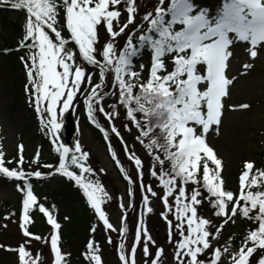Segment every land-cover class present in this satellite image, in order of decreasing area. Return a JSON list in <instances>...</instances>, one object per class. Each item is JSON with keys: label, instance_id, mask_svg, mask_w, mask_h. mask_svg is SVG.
<instances>
[{"label": "snow or ice", "instance_id": "obj_1", "mask_svg": "<svg viewBox=\"0 0 264 264\" xmlns=\"http://www.w3.org/2000/svg\"><path fill=\"white\" fill-rule=\"evenodd\" d=\"M7 2L12 9L26 12L23 35L18 43V47L28 50L26 56L20 57L29 82L25 91L30 92L31 104L52 143L57 141L60 117L73 106L77 94L84 91L82 86L87 84L83 101L87 115L104 132L105 139L108 133L96 122L97 114L109 122L111 132L121 142L123 137L114 123L115 118H121L122 126L130 133L132 126L136 129L132 133L134 142L149 156V174L157 180L163 194L151 184H144V161L126 144L123 152L135 168L136 178L124 169L114 151L112 157L129 184H137L142 190L141 201L147 214L154 211L150 197L164 205L165 211L160 215L169 228L168 240L174 245L176 264H220L222 255L229 253L227 246L221 249L212 243L213 238H220L223 224L213 232L212 220L198 214V206L205 199L216 209V216L235 217L239 211L244 218L258 224L244 237L239 250L230 253V264H264V191L252 190L264 186V171L250 175L254 165L246 162V171L239 180V193L225 190L222 161L208 140L210 131H219L224 108L222 98L232 83L225 74L227 61L233 55L230 49L246 42L250 45L251 57L255 58L257 46H264V0H220L215 13L198 8L194 0H157L153 10L145 12L139 20L137 0ZM61 9L68 37L62 35L58 25ZM121 9L127 13L124 18ZM101 28L108 37L102 44ZM146 51L151 54V67L144 82L142 71L138 72L136 67ZM169 58L171 70L167 64ZM89 66L94 71L89 72ZM94 76H98L95 83ZM109 93L113 99L106 108L104 102ZM55 150L59 153L55 171L82 190L104 229L118 231L122 237L118 245L121 264H137L138 248L145 257L143 264H159L164 249L156 245L148 232L144 212L129 249L127 216L122 217L125 223L118 230L110 222L103 208L110 197L100 181L90 178L94 170L87 165L89 153L79 143L74 148L59 144ZM23 160L21 154L17 162L20 167L9 169L4 166L0 152V173L23 181L22 186L17 185L23 193L20 226L25 237L39 241L41 237L29 232L25 225L30 221V210L38 204L30 177L39 179L42 173L25 171ZM72 166L80 174L70 170ZM189 185L193 187L189 189ZM128 195L134 199L135 191L129 188ZM130 206L136 207L135 203ZM120 207L125 206L121 203ZM39 211L47 217L53 230L50 251L54 264H67L68 254L59 246L61 224L43 204H39ZM169 215L174 216V226ZM173 227L179 237L175 241ZM91 231H96L95 226ZM108 242L112 243L111 236ZM150 246H156L155 253L150 251ZM86 247V258L92 264H103L95 242L90 240ZM17 252L19 264H39L40 253L33 257L25 244Z\"/></svg>", "mask_w": 264, "mask_h": 264}, {"label": "rangeland", "instance_id": "obj_2", "mask_svg": "<svg viewBox=\"0 0 264 264\" xmlns=\"http://www.w3.org/2000/svg\"><path fill=\"white\" fill-rule=\"evenodd\" d=\"M156 3L157 0H137L139 12L137 20L145 12L152 11ZM121 11L122 18L126 17V11L124 9H121ZM25 19L26 12L23 10H15L11 7L0 9V46L8 42L13 47H17L23 35ZM16 23L21 25L19 31L15 29L17 27ZM106 39H108L107 33L101 28L100 43H104ZM119 39L120 43H123V39ZM249 48L250 45L248 43L242 42L230 49L233 55L227 61L225 74L227 78L232 80V83L227 87V95L222 98L224 104L222 122L219 125L218 132L212 130L208 134L210 146L214 148L218 158L225 164L222 170V179L225 184L223 187L225 189L239 187L240 176L246 171V162H252L254 165L250 175L254 172V168L258 165L259 153L264 146V46H257L255 50L258 54L255 58L251 57ZM76 51L78 52V49ZM16 52L18 55L13 58L12 62L8 61L7 56L0 55V152L3 153V161L8 157H12L18 150L22 153H31L36 157L37 153L39 154L40 138L35 137L41 132H43V137L46 136L45 139L47 142L54 147V150L59 144L74 148L75 144L79 143L82 150L89 153L87 165L94 170L92 174L93 179L101 182L110 197L103 205L110 222L118 230L125 223L122 217L127 216L129 233L126 244L130 249L134 239L135 229L141 219V212H138L137 209V212L130 215L133 210H128V208L131 207V204H136L139 197L135 196L134 199H130L127 184L123 180L125 176L113 159L112 152L114 151L116 153L124 169L131 173L133 178H136V170L127 169L124 165L126 156L124 154V157L121 153L125 144L136 155L139 156L143 153L144 149L139 143L134 142L132 133L136 131L135 127L132 126L134 129L130 133L122 126V119L115 118L114 123L119 128L120 134L123 137V142H121L111 132L109 122L100 115L110 133L108 138L105 139L107 142L102 143L93 134L92 130L79 120L81 106L84 105L86 109L83 101L88 86L85 84L82 86L84 91L77 94L73 106L60 117L61 128L57 133L56 144H53L46 133V129L40 124V118H38L34 106L31 104L30 92L25 91V86L29 82L26 79L24 64L20 60V57L26 55L22 54L21 50H16ZM146 64L145 53H143L142 59L137 61L136 70L138 72L142 71L141 65L144 66ZM88 71L92 72L93 69L89 66ZM142 80L144 82L146 81V77L143 75ZM104 103L106 108H108L111 99H106ZM243 105H247L248 107H242ZM120 113L121 117H123L122 109H120ZM86 117L91 122L87 112ZM97 118L98 116H96ZM103 137L105 138V135ZM20 145L23 146L22 149ZM55 153L59 157V153L56 150ZM262 165L264 167V160L262 161ZM43 178V182H33V191L35 194L39 191L38 187L40 184H44L45 182L48 185H53L58 179L54 175ZM14 183L13 178H8L0 174V207L8 200L15 199L17 188ZM153 188L156 190L155 185ZM156 191L161 195L163 193L160 190ZM139 193V201L142 203V190L140 188ZM121 198L123 199L121 200ZM150 199L151 206L154 209L153 213L147 214L143 205L141 208L145 211L143 220L148 232L155 240L156 245L164 249L163 254L159 258V264H169L170 262L176 264L172 256L174 245L169 243L168 240V225L164 219L162 220L159 217V211L163 212L165 210L164 205L155 197H150ZM121 203L125 206L124 208L120 207ZM22 212V208L18 210L12 207L6 218L3 221L0 220V259H3L2 261L5 262L7 261L8 264H19L17 250L21 244H25L33 254V257L37 253H40L39 264H54V256L50 251V238L53 231L51 225L48 224L39 241L32 237H25L23 229L20 226ZM95 219L99 223L103 238L105 241L107 240L104 248L98 249V254L101 256L103 264H121L118 245L122 237L118 231H111L109 232V236H111L112 243H109L108 230L103 228L102 223L98 221L97 217ZM173 224L175 225L174 221ZM174 231L175 228L173 227V241L177 239ZM228 234L229 231H226L221 237V240L216 241L217 247L222 248V245L228 238ZM59 235V246L63 253L68 254L65 257L67 264H74L70 259L73 253V247L77 249L78 239L74 238L72 240V247L65 245L60 233ZM156 250V246H150L152 253H155ZM136 260L137 264H143L145 260L139 248L137 249ZM226 262L225 258L222 257L220 263L227 264L228 262Z\"/></svg>", "mask_w": 264, "mask_h": 264}, {"label": "trees", "instance_id": "obj_3", "mask_svg": "<svg viewBox=\"0 0 264 264\" xmlns=\"http://www.w3.org/2000/svg\"><path fill=\"white\" fill-rule=\"evenodd\" d=\"M194 3L200 9H207L215 13L217 6L220 3V0H194ZM9 7L10 5L7 2V0H0V9L9 8ZM58 25L62 29V35H64L65 37H68L69 34L67 32L66 27H64L63 9L60 10V16L58 17ZM16 26H17L15 27L16 31H19L21 29L20 24L16 23ZM51 35H53L54 37V34H51ZM69 46L75 48L74 44H70ZM16 50H21L22 54H27V51H28L26 48L18 47V45L17 47H13L12 45H10V43L5 42L4 45L0 46V55L3 54L7 56L8 61L12 62L13 58L16 55H18ZM77 55H78V52H77ZM145 57L147 59V64L144 65L142 69V75L146 77V81H147L149 77L150 67H151V54L146 51ZM167 64L169 66V70H171L172 63H171L170 58L167 60ZM12 66H14V64H12ZM97 81H98V76H94L93 83ZM108 98L111 100L113 99L111 96V93L108 96ZM86 110L87 109H85L84 105H82L80 112H79V120L83 122L85 125H87L92 130L93 134H95V136L102 143H106L107 141L103 137L104 132H101L100 129L96 127L95 123L88 121L86 117V112H87ZM122 112H123V109H122ZM97 116L98 118L96 119V122L99 123L107 131L108 135H110V133L108 132V128L105 125V122L100 116V114H97ZM132 129H134V127ZM45 137L46 136L43 137V132L39 133L35 137V138H40L38 158L37 156L36 157L33 156L31 153H27V152L22 153L20 152V150H18L14 153L12 157H8L4 159V166L8 167L9 169L18 168L20 167V165L17 162L20 160V156L22 154L24 158L22 166L25 171L30 172L34 170H39L42 173V178L37 179L34 177H30V181L32 184L33 182H43V179H44L43 177H48V176H53V175L58 177V179L53 185L52 184L48 185L45 182L44 184L39 185L38 187L39 191L36 192L35 194L38 197V204L37 206H35L33 209L30 210V221L29 223L25 225V227L28 229L29 232L33 233L34 235H39L41 237L44 234V231L48 227V222H47V217L39 211V204H43L46 208H48L52 212L54 218H56L58 222L61 224V228H60L61 238L63 242L65 243V245L73 247L72 240L74 238L78 239L79 241L77 245V249L73 247V253L70 259L71 262H73L74 264H92V262L89 259H87L85 255L87 252L86 246L88 242L90 240L94 241L95 244L99 246L98 249H101V248H104V244L107 242V240L105 241V239L103 238V234L99 226V223L95 219L96 217L94 215V211L87 204L86 198L84 197L82 190L79 189V187L75 184L74 181L68 179L67 177H64L61 173H57L55 171V169L58 167V154L56 155L54 147H52L50 143L47 142ZM121 153L124 156L123 150ZM145 153L146 151L144 149L143 153L139 155V157H141L144 161V183L146 185L151 184L153 187L155 185L156 190H160L163 192L157 180L151 177L149 174V156L147 155V153L146 155H144ZM263 160H264V146H263L262 151L259 153L258 165L255 168L252 175H256L258 171H264V167L262 165ZM34 161H37V162H34ZM45 165H52V167H46ZM124 165L127 167L128 170L135 169L133 166L130 165L127 158L124 159ZM210 166L212 168H215L214 164ZM224 166L225 165L223 163L222 170ZM70 170L76 171L77 174H80L79 169H77L75 166H72ZM0 174L5 176L2 173ZM85 176L87 177L88 174H85ZM221 177H222V171H221ZM90 178L93 179L94 178L93 175H91ZM13 179H14V182H15L14 185L16 186V188L18 184L22 186L23 181L17 180L15 178ZM123 180L127 184V190H129V188H132L135 191V196L139 197V200H140L139 187L137 186V184H129L126 178H123ZM223 186H225V184H223ZM192 187L193 185H189V189H191ZM252 190L253 191H257V190L264 191V186H261L259 188L253 187ZM229 191H233L236 194L239 193V189H235V188L229 189ZM205 196H207L206 192H205ZM22 200H23V193L18 191L17 189L15 199L10 200V201L8 200L7 202L4 203L2 207H0V220L3 221V219L6 218L7 214L9 213V210L12 207L17 208L18 210L21 209ZM139 200L137 199V202L135 204L136 207L128 208V210H133V212L130 215L137 212V209L140 205ZM230 208H231V205H229V211H230ZM215 211L216 209H214L213 205H211L207 199H205L202 205H200V207L198 208V214L200 216L212 220L213 223L211 225V229H210L211 231L215 232L216 229L221 224H223V230L221 232L220 238L212 239V243L214 247H217L216 241L221 240V237L223 236V234L226 231H229L228 238L222 245L221 249L227 246L229 249V252H232L241 247L244 237L247 235V233L251 229H255L256 227H258L257 223L247 220L239 213V211L237 212V215L235 217H231V215H229L228 217L216 216L214 214ZM161 213L162 212L159 211V217L163 220V218L160 215ZM169 219L173 220L174 223H176L174 216L169 215ZM225 220H227L226 224L223 223ZM93 226H95L96 228L95 232L91 231ZM107 234L109 236V231H107ZM174 235L176 236L177 239L179 238L176 232L174 233ZM202 258H206V257H202ZM207 258H210V255ZM2 260L3 259H0V264H8L7 261L5 262ZM169 264H172V263L170 262Z\"/></svg>", "mask_w": 264, "mask_h": 264}]
</instances>
